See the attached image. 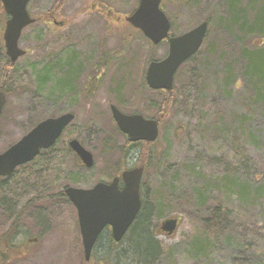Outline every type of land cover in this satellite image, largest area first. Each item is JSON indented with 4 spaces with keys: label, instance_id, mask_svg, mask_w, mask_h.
I'll return each mask as SVG.
<instances>
[{
    "label": "rangeland",
    "instance_id": "obj_1",
    "mask_svg": "<svg viewBox=\"0 0 264 264\" xmlns=\"http://www.w3.org/2000/svg\"><path fill=\"white\" fill-rule=\"evenodd\" d=\"M55 1L30 0L28 10L33 16L40 17L56 5ZM93 2L107 5L112 11L111 16L87 9ZM137 2L61 0L56 5V19L63 21L64 25L56 27L38 20L23 29L19 46L26 50V54L17 60L8 79L3 82L4 86L1 67L5 53L0 50V83L7 95L0 114V152L17 141L32 125L70 109L75 113V120L66 128L61 141L77 135L82 144L93 152L95 160L90 169L75 167L71 153L68 155L67 149L61 150L62 145L58 143L33 163L22 165L12 175L0 179V235L28 201L36 200L20 220L21 230L15 238L19 243V253L5 264H87L75 207L69 200L53 199L52 194L67 184L83 187L94 184L106 176L107 167L111 166L109 159L119 157L117 150L110 157L102 151L103 136L115 126L109 104L131 112L132 108L146 110L147 98L161 103L162 95L149 91L143 82L150 58H163L167 53V43L151 46L139 31L124 21ZM193 2L196 6L190 8ZM245 2L243 0V4ZM163 6L175 19L178 31L210 16L212 29L201 52L211 46L215 47L216 53L237 51L234 40L239 41L240 32L235 28L228 33L218 25L219 21L227 24V21H222L226 16L224 0H164ZM5 20L6 17L3 24ZM3 28L4 25L2 32ZM257 39L256 36L245 35L241 40L249 45ZM106 50H111L113 56L107 73L106 70L91 72L85 68V64L96 60ZM75 51L79 57L76 65L82 66L80 96L67 101L62 99L59 91L69 84L71 70L63 78L59 72L66 56L75 54ZM133 52L139 53L134 59ZM262 59L264 62V56ZM47 61L56 62L59 70H49L43 81L42 68ZM119 63L123 67L117 76L129 74L122 84V93L126 96L122 98V105L111 92V83L109 89L106 83L87 85L90 79L95 81L96 76L112 81L120 69ZM212 64H216L212 69L218 71L220 67L216 59ZM242 71L243 65H240L239 77H242ZM175 77V102L163 114L158 138L151 144V151L156 153L142 159L146 164L141 199L149 208L144 219L157 226L156 229H159L161 220L170 216L181 218L179 226L172 236L152 234L157 248L152 254L149 251L150 256H143L139 263L135 247L129 243L132 235H127L122 243L113 247L114 252L119 256L120 264H264V239H254L253 232V236H248L247 244L232 239L227 243L224 236L218 234L219 228H213L215 223L209 225L204 221L215 206L235 207L232 204L236 199H228L225 195V176L235 174L251 182L264 179V146L256 149L247 142L246 133H243L263 129L264 113L257 105L246 101L248 92L243 81L238 89L233 84L230 88L222 87L219 79L203 77L202 69L195 62L185 63ZM137 88L144 91V95H140ZM219 117L223 118L220 125ZM241 117L245 119L242 126L239 125ZM234 122L238 127H233ZM225 125L229 126L228 130ZM118 140L120 142V138ZM67 172L75 173L68 176ZM258 175L261 176L259 179L256 178ZM195 199L204 201L198 205ZM10 206H13L12 213L8 212ZM258 206L261 204L250 207L248 216L255 225L264 226V204L261 209ZM196 239L202 244H194ZM252 239L254 243L250 245ZM109 248V244L95 246L91 259L100 258Z\"/></svg>",
    "mask_w": 264,
    "mask_h": 264
},
{
    "label": "water",
    "instance_id": "obj_2",
    "mask_svg": "<svg viewBox=\"0 0 264 264\" xmlns=\"http://www.w3.org/2000/svg\"><path fill=\"white\" fill-rule=\"evenodd\" d=\"M8 18L2 34L5 54L11 64L25 54L19 46L22 30L35 22L27 9L30 0H0ZM161 0H139L135 10L125 19L133 27L140 29L153 43L158 44L168 36L169 19L160 8ZM207 22L202 21L189 31L175 37H168V51L164 58L148 63L145 81L149 88L172 90L174 75L178 68L200 48L206 33ZM239 82H237L238 86ZM7 101V95L0 86V114ZM118 129L126 133L132 141H154L158 136L156 120L145 119L141 115H128L115 105L110 107ZM73 114L47 117L36 123L17 141L0 152V176H8L14 169L34 159L41 149L52 146L63 129L72 121ZM70 147L83 163L93 164L91 153L79 141L73 139ZM143 168L122 172L123 187L119 189L118 178L110 184L97 183L91 189L67 187L65 193L77 212L85 261L90 259L92 248L104 227L110 226L114 241L122 239L133 223L141 207L140 183ZM179 218L170 216L159 224V231L172 236L178 228Z\"/></svg>",
    "mask_w": 264,
    "mask_h": 264
},
{
    "label": "trees",
    "instance_id": "obj_3",
    "mask_svg": "<svg viewBox=\"0 0 264 264\" xmlns=\"http://www.w3.org/2000/svg\"><path fill=\"white\" fill-rule=\"evenodd\" d=\"M245 1V4H243V0H224L226 16L224 17V19H222V21H227V24H222L221 21L218 22V25L224 27L225 31L228 33L233 32V29L235 28L237 32H240L239 41H235L236 39L234 40V42L237 43V51H220L216 53L214 52L215 47L211 46L207 47L206 49L204 48L202 52L201 50H199L185 63L195 62L197 65H199V68L202 69L203 77L205 76L207 79L210 76L215 79H219L222 87L225 88H230L233 84V87L235 89H238L240 88L243 81L245 89L248 92L246 101L253 104L254 106L257 105L259 110L264 113V62L262 59V56H264V0ZM195 6V2H193L190 8H193ZM1 7L2 6L0 4V8ZM2 14L5 15L3 9L0 10V50L4 51L3 40L1 37V28L4 25L3 20L5 16H3ZM206 18H210V16H206ZM245 35L256 36L258 39L247 45L244 44V41L241 40ZM256 46L261 47L255 48ZM152 59L156 58L151 57L150 60ZM215 59L218 63V66L220 67L218 71L212 69V65H216L212 64L213 60ZM260 59L262 61H259ZM240 65H243V71L241 75L242 77H239L238 73V67ZM15 66L16 63L11 64L8 57L5 55V61L1 67V75L3 78V81L1 83L8 79L10 71ZM58 66L59 65L56 62L47 61L42 68L43 81L46 80L49 74V70L58 72ZM182 66L180 68H182ZM120 70L121 69H118L116 74L113 76V79L111 81V92H114L115 98L117 99L119 104L122 105V98L126 97L125 93H122V84H124L123 80L128 77L129 74L124 73L117 76ZM175 79L172 90H152L155 93L160 92L162 95L160 104V110L162 114L168 112L171 104L175 102ZM237 82H239L238 86ZM240 120L241 121L239 125L242 126L241 124L244 123L245 119L241 117ZM218 121L219 125L222 124L223 118L219 117ZM234 124V128L238 127L237 122H234ZM115 128L118 129L116 126ZM228 128L229 126H226L227 130ZM243 133H246L245 136L247 142L253 144L256 149L264 146V128L255 130L253 132L247 131ZM105 144L107 143L104 142L102 145ZM121 169L123 170L125 169V167L122 165ZM244 175L245 174H243V177ZM259 176L260 175H258V177L256 178L259 179ZM224 186L226 192L225 195L228 196V199H236V203L232 204L235 205V207L232 208L233 206H227L225 208H222L221 206H215L213 209H211L209 215L204 219L206 224L210 225V223H215V226L213 228H219L218 234H222L224 236V240L227 241V243H229L232 239L235 241H239L240 243L247 244L248 236H253L254 233V239H264V234H262L264 233V226L260 224L255 225L254 223H252V218L248 216V210L250 209V207L261 204V206H258V208L261 209L264 204V179L258 182H251L245 178H238L237 175L231 174L230 176H225ZM174 189H172V191H175ZM201 193L198 192L197 194ZM52 197H54L53 199L62 197L64 198V194L57 192L55 196L54 194H52ZM35 201L36 200L34 199L28 201L18 212L14 221L9 225L7 230L0 235V264H5L14 255L19 253V243L15 242V238L21 230L20 220L22 219L23 214L28 211L29 205L35 203ZM203 201L195 199V203H199L198 205H201V202ZM146 206L142 203L141 209L138 212L132 225L130 226L131 231L128 234L132 235V239L129 240V243H131L135 247L136 260L138 263L141 261V259H143V256H150V254H148L149 251L152 254L153 251H155L157 248V241L154 240L152 236V234L156 235L157 226L155 227V225H152L148 220L144 219V215L149 212V208ZM12 207L13 206H10L8 208L9 213L13 212ZM262 212L264 214V208ZM212 234L214 235L215 232H212ZM254 239L249 241L250 245L251 243H254ZM115 243L116 244H109L110 248L104 255H101L100 258H96L97 260L91 259L92 257L90 256V261H86L87 264H120L119 256L114 252L113 249V247L119 245L120 242ZM193 243L199 245L202 244V241L197 240ZM143 245L145 247L144 251L141 253V248H143ZM95 246L96 245H94L93 249L95 248Z\"/></svg>",
    "mask_w": 264,
    "mask_h": 264
},
{
    "label": "flooded vegetation",
    "instance_id": "obj_4",
    "mask_svg": "<svg viewBox=\"0 0 264 264\" xmlns=\"http://www.w3.org/2000/svg\"><path fill=\"white\" fill-rule=\"evenodd\" d=\"M60 3H61V0L54 2V4H56V5H59ZM163 4H164V0H161L160 8L165 12L167 18L169 19L170 27H169V31H168V36L165 39H163L160 43H163V42L167 43V50H168V37L179 36V35L187 32V31H189L190 29H192L193 27H195L196 25H198L202 21H206L207 22L206 33H205V36L203 38V44H204L207 36L209 35V31L212 29V22H211L212 19L211 18H206L205 17L204 19H202L200 22L194 24L193 26L186 27L184 30L178 31V29H177L178 24L176 23L175 19L166 12V10L164 9ZM56 5H54L52 8H50L46 13H44V15H42L40 17H35L30 12L29 13H30L31 17H33L35 19V22H37L38 20H41L43 23H46L48 25L56 26V27H62L64 25V22L63 21H59V20L56 19L57 18L56 17V13H57V9H56L57 6ZM87 9H90V11H96L97 13H100V14H105L108 17H110L111 14H112L111 9L107 5H105L104 3L100 4L98 2H93L90 5V7H88ZM5 16L7 18L6 14H5ZM124 21H126L125 18H124ZM34 23H32V24H34ZM128 24L130 26H132L130 23H128ZM188 26H190V25H188ZM133 28L135 30L139 31L141 33V35L143 36V38H145L146 40H148L150 42L151 46L158 45V44H153L143 34V32L140 29H137L135 27H133ZM172 30L177 32V33H173ZM133 53H132L133 54L132 55L133 59L135 57V54L139 55L138 52L137 53L133 52ZM127 57L130 60V56H127ZM78 58L79 57H78L76 51H75V54L74 53H70L69 55H67L66 58L63 60L62 68H61V70L59 72L60 73L59 76L63 78L71 70L70 71L71 74H70V78H69L70 81L68 82L69 84L64 86L63 90L60 89V91H59L60 93H62V99L67 100V101H69L68 98L75 99L77 96H80L79 79H80L81 72H82L81 71V67L82 66L80 64L76 65V63H78V60H79ZM112 59H113L112 51L111 50H108V51L106 50V51H103L102 54H99V56L96 57V60H91V61H89V63L85 64V68H88V70H90L91 72L92 71L97 72L98 69H101L103 72L106 70V73H107L108 70H109V67L112 64ZM152 60H155V59H152ZM122 65H123L122 63L121 64L119 63V67L118 68L121 69L123 67ZM146 69H147V67H146ZM145 75H146V70H145V73H144V82H143L144 84H143V86L147 87L149 91L153 92L152 90H154V89L149 88L147 86V84H146ZM84 83L86 84V82H84ZM103 83H106V85H107V84L111 83V79L104 81L102 78L99 79V77L96 76L95 77V81L94 80L92 81L90 79V82H88L87 85L94 84V86H97V85L100 86ZM143 86H142V89H143ZM109 87H110V84L108 85V89H109ZM137 90H138V93L140 95H144V91H141L140 88H137ZM158 90H160V89H158ZM158 93L161 94L160 92H158ZM146 100H147V102L144 104V109H146V110L138 111V108H132L131 112L130 111L129 112L128 111H124L123 109H121V107L119 105L117 106L116 104H113V103L109 104V110H110L111 118L113 119L110 107L113 104L121 112H123L125 114H128V115L137 114V115H141L145 119L156 120L157 124H158V129H159L160 126H161V120H162V116H163V114L161 113V110H160V104L161 103L159 102L157 104V103H155L156 101L152 100L151 98H147ZM123 101L124 100H122V104H123ZM141 108H142V106H141ZM141 111H143V112H141ZM144 111H145V113L148 112V114H145ZM67 113L73 114L72 121H74L75 120V113L73 111H71L70 109H68L67 111H64L61 114H67ZM61 114H59V115H61ZM71 122L69 124H71ZM113 122L115 123L114 119H113ZM69 124L63 129V131L61 132V135L57 138L56 142L52 146H50L49 148L41 149L40 152L34 157V159H36L38 156H40L44 151L52 149L55 146H57L58 143H60L59 145L60 146L62 145L61 146V150L62 149L63 150L67 149V154L70 155V153H71V155L73 156L74 160L72 162H73L75 167H80V168L84 167L86 169H90L95 164L93 152L82 144V142L80 141V139H79V137L77 135H73V137H71L69 139L65 138L64 141H61L62 135L65 133V130L69 126ZM115 126H116V123H115ZM115 126H114V129L109 132V134H107L106 136H103V138H102V144L104 142L107 143L105 145H102V151H103L104 154L106 153V155L108 157H110V155H113L116 150L119 153V157L118 158L109 159L110 162H111V166L107 167L106 174H105L106 176L105 177H101L94 184H92V185H90L88 187L68 185V184L65 185L58 192V193H63L64 194V198L63 197L62 198H58L59 200H61V199L62 200H69L67 195H66V193H65L66 188L69 187V186L76 187V188H83V189H91L99 182H102V183H105V184H110L113 181V179L117 177L118 178L117 185H118L119 189H121L123 187V180H122V172L123 171L142 167L143 168V175H144L146 161H143L142 159L143 158L145 159V157H146V159L149 158V154L150 153L151 154L153 153V156L155 155L156 151H151V144H153L155 142V140L154 141H145V140L132 141V140L129 139V136L126 133H123L119 129H116ZM119 138H120V142L118 140ZM73 139L79 141V143L86 150H88L91 153V155L93 157L92 166H90V167L86 166L83 163V161L80 159L78 154H76V152L70 147L69 142L71 140H73ZM61 142H62V144H61ZM135 153H137V156L135 155ZM135 157H136V159L134 161H132V159L135 158ZM34 159L29 161L26 164L33 163ZM122 165L125 167V169H123V170L121 169ZM75 167H74V171L76 169ZM116 170H117V172H116ZM70 173H75V172H67L66 174L69 176V175H71ZM143 175H142V177H143ZM139 193H140V198H141V196H142V179H141V183H140ZM53 194L55 196L57 193H53ZM141 201H142V199H141ZM76 215H77V212H76ZM77 220H78V218H77ZM78 228H79V226H78ZM130 231H131V227L126 231V233L123 235L122 239L120 241H118V242L122 243L125 240V237L129 234ZM79 233H80V231H79ZM159 233H161V231H159L158 228H157L156 234H159ZM80 238H81V234H80ZM115 242L116 241H114L113 236H112L111 227L110 226H106V227L103 228V230L100 232L99 236L97 237L95 245L97 246L99 244H105V245H107V244H116Z\"/></svg>",
    "mask_w": 264,
    "mask_h": 264
}]
</instances>
